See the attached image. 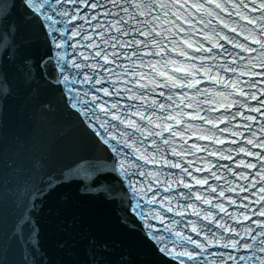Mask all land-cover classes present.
<instances>
[{"label": "snow or ice", "instance_id": "snow-or-ice-1", "mask_svg": "<svg viewBox=\"0 0 264 264\" xmlns=\"http://www.w3.org/2000/svg\"><path fill=\"white\" fill-rule=\"evenodd\" d=\"M6 3L0 80L17 117L77 134L40 152L0 105V264H51L37 213L91 170L145 264H264V0ZM59 246L65 264H131L92 232Z\"/></svg>", "mask_w": 264, "mask_h": 264}, {"label": "water", "instance_id": "water-1", "mask_svg": "<svg viewBox=\"0 0 264 264\" xmlns=\"http://www.w3.org/2000/svg\"><path fill=\"white\" fill-rule=\"evenodd\" d=\"M6 10V0H0V14ZM9 44L10 38L6 44L0 35V53H3ZM22 103L21 99L14 98L10 86L0 80V105H6L15 117L10 124V132L19 134L26 146L40 142V152L50 149L56 154L64 141L77 134L70 121H61L58 117H50L49 123H42L39 120L28 121L26 118L21 120L17 113ZM58 125L65 130L64 137L57 135ZM11 154L10 151L8 156ZM69 159L67 156H58L57 163H67ZM61 180L62 183L57 185L51 199L44 205V211L37 213L43 226L41 243L48 252L51 264H65L67 260V250L59 246L60 242L78 244L82 234L89 232L96 234L98 238L116 241L120 250L130 257L131 264H145V250L140 244L139 237L116 224L112 207L102 198L103 195L111 194L103 192V189L111 187L104 177L91 170L88 173H74L68 178L62 177ZM101 180L104 182H98ZM90 188L101 191H90ZM100 223L105 225L102 232H98L96 227Z\"/></svg>", "mask_w": 264, "mask_h": 264}]
</instances>
